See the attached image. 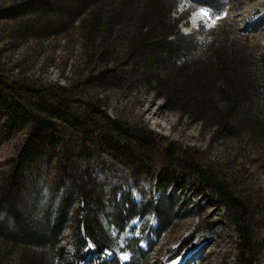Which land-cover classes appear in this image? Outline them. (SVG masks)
<instances>
[{"label": "trees", "instance_id": "16d2710c", "mask_svg": "<svg viewBox=\"0 0 264 264\" xmlns=\"http://www.w3.org/2000/svg\"><path fill=\"white\" fill-rule=\"evenodd\" d=\"M176 2H0V144L24 132L10 183L0 195V264H74L61 240L75 204L73 258L112 264L104 259L107 250L119 254L122 248L110 224L123 231L136 215L143 218L145 213L132 202V190L139 183L125 189L129 180H116L120 169L109 168L102 156L106 153L124 166L131 164L134 171L153 175V189H162L166 182L178 184L182 176L209 192L225 206L226 218L238 232L237 263L260 264L253 211L205 169L201 157L189 165L177 159L178 169H163L173 144L164 145L147 127L112 118L103 109L107 95L123 92L129 84V90L153 92L169 109L202 124L203 130L212 129L213 140H238L243 151L246 147L264 153V54L255 57L232 44L203 55L208 42H199V32L181 33L172 18ZM69 33L77 37L79 53L70 76L63 70L64 83L36 77L6 55L11 47L22 45L43 52L51 40ZM42 157L45 165L53 160L58 165L48 195L33 188ZM94 157H99L95 172L96 164L90 166ZM94 173L114 178L115 183L107 184L109 194L97 189ZM120 190L124 199L118 200ZM150 205L170 223L169 206L161 213L155 198ZM143 253L134 240V259Z\"/></svg>", "mask_w": 264, "mask_h": 264}, {"label": "rangeland", "instance_id": "374dc122", "mask_svg": "<svg viewBox=\"0 0 264 264\" xmlns=\"http://www.w3.org/2000/svg\"><path fill=\"white\" fill-rule=\"evenodd\" d=\"M3 1L6 0H0ZM205 2L177 0L176 8L172 12V18L174 21L178 20L177 27L181 33L188 35L199 32V42H208L204 51L206 53L203 52V55L207 56L214 50L232 44L255 57L264 54V0ZM205 11L207 16L203 15ZM196 14L202 15L194 23ZM69 34L51 40L43 52L22 45L11 47L6 55L11 56L14 63L24 64L36 77L39 75L41 79L49 78L64 83L62 72L64 70L65 75L70 76L79 53L76 46L79 43L77 37ZM129 88L131 86L127 84L123 92L107 95L109 99L103 107L106 113L112 118H121L132 125H138L139 128L147 127L164 145L173 144L171 159L163 169H178L177 159H186L189 165L193 159L201 157L205 169L224 181V185L253 211V228L259 246L260 264H264V153L261 149L255 152L245 147L243 151L244 147L238 144V140L225 144L219 139L213 140L212 129L203 130L202 124L192 122L181 112L169 109L164 100L155 93L139 87L130 90ZM23 139L24 132L20 131L9 139H3L0 144V195L10 183L13 159ZM102 156L109 160V168L119 167L121 177L116 180L122 183L129 180L124 186L125 189H129L132 182L139 183V187L132 190V202L145 213L143 218L136 215L123 231L110 224L111 233L117 237L119 245L126 246L131 251L125 250L118 256L114 251L107 250L104 259L112 264L119 263L120 260L126 263L135 261L134 264H238V232L227 220L225 206L209 192L201 190L193 181L186 183L182 176L178 184L174 185L165 180L166 184L162 185V189H153V175L134 171L128 167L131 164L126 163L127 166H124V162L107 153ZM44 160V157L39 160V167L34 172L33 188L34 191L48 195V188L56 176L58 165L56 160L45 165ZM91 165L95 172L99 157H94L93 161H90ZM182 169L184 170V167ZM190 170L192 169L187 168L184 171L189 174ZM29 175L31 174H27ZM94 177L100 185L97 189L109 194L107 184L115 183L114 178L101 173H94ZM119 192L118 200L124 199V193L122 194L121 190ZM34 197L36 196L29 195L30 199ZM29 198L26 197V200L31 201ZM154 198L161 204V213L162 209L168 206L169 210L173 211V216L170 214V223L162 220L161 215L150 205ZM77 205H74L70 213L67 228L62 233L61 245L65 247L67 258L73 259L71 261H74V264H87L85 259L76 262L73 258V235L78 227ZM133 238H138V246L144 251L136 259L132 256ZM35 252L36 249L32 253ZM171 260L173 262L168 263Z\"/></svg>", "mask_w": 264, "mask_h": 264}, {"label": "bare ground", "instance_id": "6f19581e", "mask_svg": "<svg viewBox=\"0 0 264 264\" xmlns=\"http://www.w3.org/2000/svg\"><path fill=\"white\" fill-rule=\"evenodd\" d=\"M201 15H202V14H196V15L194 16V18H193L194 23L198 21V19L200 18Z\"/></svg>", "mask_w": 264, "mask_h": 264}, {"label": "snow or ice", "instance_id": "6c2138e0", "mask_svg": "<svg viewBox=\"0 0 264 264\" xmlns=\"http://www.w3.org/2000/svg\"><path fill=\"white\" fill-rule=\"evenodd\" d=\"M203 15H204V16H207V15H208V13L205 11V12L203 13ZM124 258H126V257H124Z\"/></svg>", "mask_w": 264, "mask_h": 264}]
</instances>
